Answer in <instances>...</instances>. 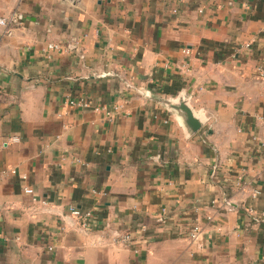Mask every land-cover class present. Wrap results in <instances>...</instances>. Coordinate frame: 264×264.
Segmentation results:
<instances>
[{"label":"crops","instance_id":"1","mask_svg":"<svg viewBox=\"0 0 264 264\" xmlns=\"http://www.w3.org/2000/svg\"><path fill=\"white\" fill-rule=\"evenodd\" d=\"M14 11L0 264H264V0H0ZM180 96L198 132L161 102Z\"/></svg>","mask_w":264,"mask_h":264},{"label":"built area","instance_id":"2","mask_svg":"<svg viewBox=\"0 0 264 264\" xmlns=\"http://www.w3.org/2000/svg\"><path fill=\"white\" fill-rule=\"evenodd\" d=\"M25 22V15L21 11H14L12 14L9 16H0V26L4 27L9 33H11L15 28L23 26ZM246 46H249V44H246ZM56 49H60L61 47L59 45H55ZM67 50V49H66ZM186 54L190 53V50L186 48L184 50ZM259 76L264 79V70L260 69L259 70ZM70 106H79L83 108H92L95 111H106L108 116H112L110 110H108L106 107L98 105V104H93L91 101L85 99V98H78V99H71L69 101ZM14 141H18V137H13ZM16 172V171H13ZM24 179L27 178L26 175L23 177ZM245 185L247 186H252L253 183L251 181H246ZM25 192L32 194L34 193L33 188L27 187L25 188ZM253 196L256 197L258 195V191L254 190L253 191ZM249 212H254L253 209H249ZM71 214L75 216V218L79 221L80 225L84 228H88L90 223L89 220L92 218V212H82L78 207H72L71 208ZM264 219V212L261 213L260 215ZM203 228L200 225V223L197 221L194 226L192 227L189 236L191 237L192 240H196L199 238ZM130 234H126L122 238L124 240H129L130 239Z\"/></svg>","mask_w":264,"mask_h":264},{"label":"water","instance_id":"3","mask_svg":"<svg viewBox=\"0 0 264 264\" xmlns=\"http://www.w3.org/2000/svg\"><path fill=\"white\" fill-rule=\"evenodd\" d=\"M161 102L171 109L178 111L184 117L190 132H198L204 126V123L196 117L192 108L189 106L188 100L184 96H180L178 99H161Z\"/></svg>","mask_w":264,"mask_h":264}]
</instances>
